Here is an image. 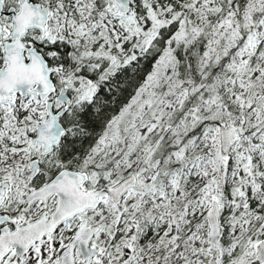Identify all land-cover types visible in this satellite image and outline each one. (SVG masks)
I'll use <instances>...</instances> for the list:
<instances>
[{
  "label": "snow or ice",
  "instance_id": "obj_1",
  "mask_svg": "<svg viewBox=\"0 0 264 264\" xmlns=\"http://www.w3.org/2000/svg\"><path fill=\"white\" fill-rule=\"evenodd\" d=\"M0 264H264V0H0Z\"/></svg>",
  "mask_w": 264,
  "mask_h": 264
}]
</instances>
